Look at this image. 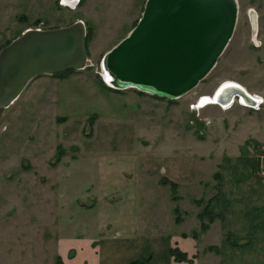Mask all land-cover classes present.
I'll use <instances>...</instances> for the list:
<instances>
[{
    "label": "rangeland",
    "instance_id": "obj_1",
    "mask_svg": "<svg viewBox=\"0 0 264 264\" xmlns=\"http://www.w3.org/2000/svg\"><path fill=\"white\" fill-rule=\"evenodd\" d=\"M143 4L144 0H76L72 5L61 0H0V47L27 27H56L80 19L91 60L90 65L62 75L33 77L12 103L0 107V264H55L58 237L89 232L95 223L93 183L100 161L117 144L108 141L109 129L115 130L114 136L128 137L129 131L141 126L145 133L139 143L150 150L154 141L163 142V153L171 142L187 148L186 152L196 148L205 152L206 142L194 148L193 141L203 138L210 119L213 133L235 118L255 125L264 136V0H236L233 32L215 65L174 99L135 88L108 91L98 75L102 54L130 30ZM253 13L256 34L251 29ZM227 80L260 95V107H241L236 100L226 110L214 104L198 110L190 107ZM109 109L121 118V125H106ZM219 119L224 126H216ZM254 150L255 156L264 154V146ZM207 173L208 169L199 171L198 178L209 186ZM161 180L148 176L140 181L143 226L152 222L148 218L159 209L164 213L162 224L171 225L167 212L175 190L171 192ZM210 188L214 198L216 185ZM177 211H172L174 217Z\"/></svg>",
    "mask_w": 264,
    "mask_h": 264
},
{
    "label": "crops",
    "instance_id": "obj_2",
    "mask_svg": "<svg viewBox=\"0 0 264 264\" xmlns=\"http://www.w3.org/2000/svg\"><path fill=\"white\" fill-rule=\"evenodd\" d=\"M115 97H110L111 102ZM109 111L106 125H121V118L113 114V109ZM208 122L203 138L193 141L194 148L206 142L205 152L197 148L186 152L187 148H178L171 142L167 153H163V142L157 141L148 150L139 143L145 133L143 127H137L135 134L129 131L128 137L114 136L115 130L109 129L108 141L117 144L100 161L102 165L93 183L96 201L91 208L95 209V223L87 234L58 237L54 251L60 263L55 264H128L131 258L147 254L148 264H189L174 260L168 252L171 246L186 252L191 264H200L203 258L205 264H264V184L256 174L254 155V146H264V136L255 125H246L239 119H228L226 127L216 133L211 131V124L208 126L213 121ZM215 124L224 126L222 119L215 120ZM206 169L209 186L204 184L205 179L198 178L199 171ZM148 176L175 184V191L169 196V227L162 224L164 213L160 209L158 213L152 211L150 224H140V181ZM159 182L162 187L164 183L169 186L168 182ZM212 184L216 185L214 198ZM203 197L204 203L199 200ZM205 204L216 215L201 230L197 213ZM152 207L156 209L155 205ZM175 209L178 222L172 212ZM192 231H196V236ZM227 237L245 242L232 245ZM69 250H73L70 257Z\"/></svg>",
    "mask_w": 264,
    "mask_h": 264
},
{
    "label": "water",
    "instance_id": "obj_3",
    "mask_svg": "<svg viewBox=\"0 0 264 264\" xmlns=\"http://www.w3.org/2000/svg\"><path fill=\"white\" fill-rule=\"evenodd\" d=\"M236 14V0H144L134 25L102 54L113 88L169 99L183 95L215 65ZM85 33L83 21L74 19L56 27H27L2 45L0 107L39 74L90 65Z\"/></svg>",
    "mask_w": 264,
    "mask_h": 264
},
{
    "label": "bare ground",
    "instance_id": "obj_4",
    "mask_svg": "<svg viewBox=\"0 0 264 264\" xmlns=\"http://www.w3.org/2000/svg\"><path fill=\"white\" fill-rule=\"evenodd\" d=\"M65 3L73 4L74 0H63ZM256 21V20H255ZM91 64V60H90ZM100 75L102 81L110 88H113V77L112 74L104 68L102 60L100 61ZM115 89V88H113ZM232 92V93H231ZM236 95L237 99H233V96ZM236 100L237 103L243 105H255L259 99L258 95L250 94L242 85L235 81H223L220 83L215 91L211 95H200L195 103L192 104V107H204L207 104H216L222 106V109L228 108L231 103ZM195 104V105H194Z\"/></svg>",
    "mask_w": 264,
    "mask_h": 264
},
{
    "label": "trees",
    "instance_id": "obj_5",
    "mask_svg": "<svg viewBox=\"0 0 264 264\" xmlns=\"http://www.w3.org/2000/svg\"><path fill=\"white\" fill-rule=\"evenodd\" d=\"M85 37H86V34H85ZM8 41H6V43ZM70 70H73V69L72 68H69V69H66L64 71L54 73L52 75H54V76L62 75V74L66 73V72H68ZM106 87H108V86H106ZM108 88H110V87H108ZM111 89H113V88H111ZM115 90H118V89H115ZM161 179H162L161 181L168 182L169 183V186H170L171 191L174 190V187H175L174 182L168 181L165 178H161ZM174 197H176V196L175 195H172V198H174ZM205 215H208L207 218H206V220H204ZM215 215L216 214H213V212L211 210H209V208L205 204L203 206L202 210L199 213H197V216H198V218L200 220L199 221V229H201V230L202 229H205L207 227L208 222L211 221L212 218H213V216H215ZM174 220L175 221H178V217L176 216ZM192 235L193 236H196V231H192ZM226 239L232 245H238L240 243H244L245 242V241H240L239 239H235V238H231V237H227ZM207 248H215V247L208 246ZM215 250L217 251V249H215ZM168 252L172 256V258L174 260H177V261L184 260V261H187L189 264L192 263L191 257H188L187 254H186V252L182 251L177 246H171V247H169L168 248ZM72 254H73V250H69L68 253H67V256L70 257ZM149 257H150L149 254L144 255V256H137V257L131 258L128 261V264H148ZM56 263H60V259H59L58 256L56 257Z\"/></svg>",
    "mask_w": 264,
    "mask_h": 264
},
{
    "label": "built area",
    "instance_id": "obj_6",
    "mask_svg": "<svg viewBox=\"0 0 264 264\" xmlns=\"http://www.w3.org/2000/svg\"><path fill=\"white\" fill-rule=\"evenodd\" d=\"M62 2H64L63 0H61ZM76 0L73 1V3L75 2ZM65 3V2H64ZM68 5H70L69 3H66ZM98 75L100 76V78L102 79L101 75H100V72L98 71ZM103 80V79H102ZM254 95V94H253ZM260 100H258L257 102H255V105H246L247 107L251 108V109H258L263 101L262 97L259 95L258 96ZM233 99H235L233 97ZM237 99V97H236ZM235 101V100H234ZM233 101V102H234ZM196 104V103H195ZM194 104V105H195ZM191 108H194L195 110H198L199 108L201 107H197L195 105V107H192V104L190 105ZM257 157V167H256V174L259 178V180L264 184V154H258L256 155Z\"/></svg>",
    "mask_w": 264,
    "mask_h": 264
},
{
    "label": "flooded vegetation",
    "instance_id": "obj_7",
    "mask_svg": "<svg viewBox=\"0 0 264 264\" xmlns=\"http://www.w3.org/2000/svg\"><path fill=\"white\" fill-rule=\"evenodd\" d=\"M250 14H251V12L249 13V15H250ZM251 18H252V24H251L252 26H251V29H252V31L256 34V32H257V30H258V29L256 28L258 22L255 21V20H256V15L253 13ZM251 18H250V20H251ZM254 27H255V28H254Z\"/></svg>",
    "mask_w": 264,
    "mask_h": 264
}]
</instances>
